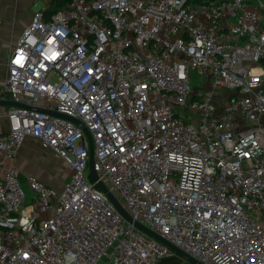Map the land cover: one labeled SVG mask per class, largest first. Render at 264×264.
Returning <instances> with one entry per match:
<instances>
[{
  "label": "built area",
  "instance_id": "1",
  "mask_svg": "<svg viewBox=\"0 0 264 264\" xmlns=\"http://www.w3.org/2000/svg\"><path fill=\"white\" fill-rule=\"evenodd\" d=\"M262 0H58L0 97V264H264ZM196 76L203 79L196 85ZM94 144L95 180L89 170ZM27 137L70 168L22 177ZM21 178L33 188L30 202Z\"/></svg>",
  "mask_w": 264,
  "mask_h": 264
},
{
  "label": "crops",
  "instance_id": "2",
  "mask_svg": "<svg viewBox=\"0 0 264 264\" xmlns=\"http://www.w3.org/2000/svg\"><path fill=\"white\" fill-rule=\"evenodd\" d=\"M261 3L264 13V0ZM60 5L58 0H0V82L8 76L11 52L29 25L33 13L38 10L54 12ZM9 107L11 106L0 105V133L9 129ZM14 161L21 170L22 177L31 173L46 183L57 186H60L70 173L66 163L60 169L57 164H50L49 161L60 162V157L52 149L43 146L40 140L32 137L24 140ZM46 166V170L43 169Z\"/></svg>",
  "mask_w": 264,
  "mask_h": 264
},
{
  "label": "water",
  "instance_id": "3",
  "mask_svg": "<svg viewBox=\"0 0 264 264\" xmlns=\"http://www.w3.org/2000/svg\"><path fill=\"white\" fill-rule=\"evenodd\" d=\"M262 62L264 63V59L262 60ZM0 105L3 106H19V107H27L25 104H21L15 101H11V100H4V99H0ZM52 114L61 116V117H66L69 118L75 122H77L86 132L89 140H90V156H89V171L90 174L92 175V177L95 180H98V176L97 173L95 171L94 168V144H93V139H92V135L91 132L89 131V129L80 121L71 118L69 116H66L65 114H60L57 112H51ZM99 186L108 194V196L110 197V199L115 203L116 207L125 215V217L127 219H129L130 221H133L136 226H138L141 230H143L144 232L148 233L149 235L163 241L165 244H167L168 246H170L171 248H173L177 253L182 254L183 256H185L190 262H192L193 264H203L202 262H200L199 260H197L196 258H194L193 256L189 255L188 253L184 252L183 250H181L180 248H178L177 246H175L174 244L170 243L169 241H167L166 239L162 238L160 235H158L157 233H155L153 230H151L149 227L143 225L140 222L134 221L131 216L125 211V209L121 206V204L118 202V200L115 198V196L109 191V189L107 188V186L103 183V182H98ZM176 260V256L173 257H169V258H164L161 261V264H166L170 261H175Z\"/></svg>",
  "mask_w": 264,
  "mask_h": 264
},
{
  "label": "rangeland",
  "instance_id": "4",
  "mask_svg": "<svg viewBox=\"0 0 264 264\" xmlns=\"http://www.w3.org/2000/svg\"><path fill=\"white\" fill-rule=\"evenodd\" d=\"M196 81L197 82H195V84L196 85H202L203 84V79H202V77H200V76H196ZM50 162V164H52V165H55V164H57L56 166H58V168L60 169V168H62V166L63 165H65L64 164V162H63V160H61L60 159V162H53V161H49ZM48 166H46L45 168H43V169H45L46 170V168H47ZM57 168V167H56ZM53 169V168H52ZM86 176H88V173H89V170H86ZM31 174V173H30ZM69 175H70V173H69ZM21 184H22V187L24 188V190H25V192H26V195H27V201L28 202H30L31 201V199H32V196H33V188H32V186L28 183V182H26L23 178H21Z\"/></svg>",
  "mask_w": 264,
  "mask_h": 264
}]
</instances>
